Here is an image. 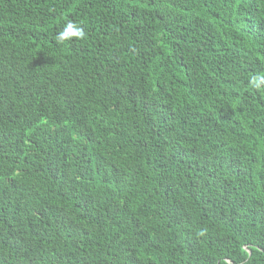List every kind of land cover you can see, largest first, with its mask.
Returning a JSON list of instances; mask_svg holds the SVG:
<instances>
[{
    "label": "trees",
    "instance_id": "trees-1",
    "mask_svg": "<svg viewBox=\"0 0 264 264\" xmlns=\"http://www.w3.org/2000/svg\"><path fill=\"white\" fill-rule=\"evenodd\" d=\"M257 73L264 0H0V264H264Z\"/></svg>",
    "mask_w": 264,
    "mask_h": 264
},
{
    "label": "clouds",
    "instance_id": "clouds-1",
    "mask_svg": "<svg viewBox=\"0 0 264 264\" xmlns=\"http://www.w3.org/2000/svg\"><path fill=\"white\" fill-rule=\"evenodd\" d=\"M57 43L64 44L73 40L87 39V33L80 24L68 21L64 27L58 31L55 37ZM250 90L264 91V73L253 74L248 79Z\"/></svg>",
    "mask_w": 264,
    "mask_h": 264
}]
</instances>
